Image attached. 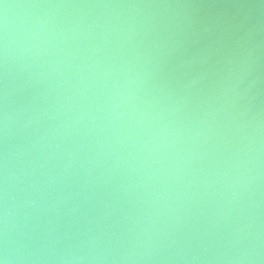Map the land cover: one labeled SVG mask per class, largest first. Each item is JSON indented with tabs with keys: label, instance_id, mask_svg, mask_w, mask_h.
Wrapping results in <instances>:
<instances>
[{
	"label": "clouds",
	"instance_id": "9594fccd",
	"mask_svg": "<svg viewBox=\"0 0 264 264\" xmlns=\"http://www.w3.org/2000/svg\"><path fill=\"white\" fill-rule=\"evenodd\" d=\"M184 7L0 0V264H264L258 45Z\"/></svg>",
	"mask_w": 264,
	"mask_h": 264
},
{
	"label": "water",
	"instance_id": "95a60500",
	"mask_svg": "<svg viewBox=\"0 0 264 264\" xmlns=\"http://www.w3.org/2000/svg\"><path fill=\"white\" fill-rule=\"evenodd\" d=\"M190 22V53L213 60L241 45H258V71L264 74V0H179ZM202 66H195L192 71Z\"/></svg>",
	"mask_w": 264,
	"mask_h": 264
}]
</instances>
